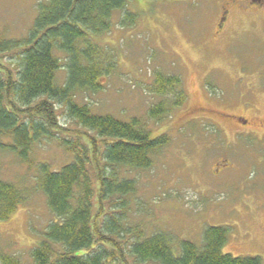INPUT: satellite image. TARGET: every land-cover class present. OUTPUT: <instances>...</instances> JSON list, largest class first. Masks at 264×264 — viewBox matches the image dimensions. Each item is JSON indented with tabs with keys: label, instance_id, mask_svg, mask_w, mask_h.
<instances>
[{
	"label": "rangeland",
	"instance_id": "374dc122",
	"mask_svg": "<svg viewBox=\"0 0 264 264\" xmlns=\"http://www.w3.org/2000/svg\"><path fill=\"white\" fill-rule=\"evenodd\" d=\"M38 1L0 0V34L24 36ZM220 7L219 0H128L134 22L122 25L123 13L115 10L111 29L93 37L109 48L113 70L100 77L98 90L77 91L75 100L94 114L147 120L148 108L162 99L148 88L154 71L178 75L185 102L161 122L147 123L151 137L166 134L167 143L149 167L125 173L136 184L128 221L144 236L163 231L198 245L204 228L225 227L224 253L259 256L264 264V7L231 5L223 21ZM64 79L61 66L56 82ZM56 106L59 123L82 130ZM248 129L258 136L240 133ZM56 138L72 139L63 133ZM31 155L52 170L72 160L56 140L34 143ZM33 173L0 152L2 180L31 187ZM51 221L45 196L32 191L0 221V250L33 264L30 249Z\"/></svg>",
	"mask_w": 264,
	"mask_h": 264
},
{
	"label": "trees",
	"instance_id": "16d2710c",
	"mask_svg": "<svg viewBox=\"0 0 264 264\" xmlns=\"http://www.w3.org/2000/svg\"><path fill=\"white\" fill-rule=\"evenodd\" d=\"M127 3L39 0L24 36L0 34V152L34 172L31 187L18 188L0 178V221L32 191L45 196L55 221L30 249L33 264H262L259 256L224 253L225 227L207 226L198 245L163 231L144 236L142 227L130 225L129 197L136 184L125 173L152 164V154L168 138H152L148 120L161 122L185 102L186 94L178 75L156 70L148 88L162 99L148 108L147 120L94 114L75 100L77 91L98 90L100 77L113 70L109 48L93 37L111 29L115 10L123 13L122 25H131L134 14L126 10ZM61 66L65 79L58 84ZM57 104L83 131L59 123ZM59 133L72 139L56 138ZM44 139L56 140L72 160L58 170L34 160L33 145ZM0 264L22 263L0 250Z\"/></svg>",
	"mask_w": 264,
	"mask_h": 264
},
{
	"label": "flooded vegetation",
	"instance_id": "af4514ba",
	"mask_svg": "<svg viewBox=\"0 0 264 264\" xmlns=\"http://www.w3.org/2000/svg\"><path fill=\"white\" fill-rule=\"evenodd\" d=\"M219 4H220V8L222 11V21L226 18L227 14L229 13L228 8L231 5H235L238 8L244 9L245 11H258L261 10L264 7V0H219ZM221 24V23H220ZM242 118H240L241 120ZM243 123L246 125L247 124V120L246 119H242ZM260 125V124H259ZM240 133L243 134H251V135H257V132L254 130H240ZM239 131H236V134H238ZM261 137V136H259ZM261 138H264V136H262Z\"/></svg>",
	"mask_w": 264,
	"mask_h": 264
}]
</instances>
